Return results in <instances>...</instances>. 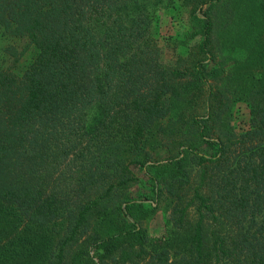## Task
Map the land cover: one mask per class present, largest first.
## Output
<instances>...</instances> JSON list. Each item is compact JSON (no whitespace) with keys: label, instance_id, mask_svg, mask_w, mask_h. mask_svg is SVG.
<instances>
[{"label":"trees","instance_id":"1","mask_svg":"<svg viewBox=\"0 0 264 264\" xmlns=\"http://www.w3.org/2000/svg\"><path fill=\"white\" fill-rule=\"evenodd\" d=\"M177 1L199 39L165 64ZM13 38L39 49L22 76ZM217 47L243 58L214 69ZM0 264H264V0H0Z\"/></svg>","mask_w":264,"mask_h":264},{"label":"rangeland","instance_id":"2","mask_svg":"<svg viewBox=\"0 0 264 264\" xmlns=\"http://www.w3.org/2000/svg\"><path fill=\"white\" fill-rule=\"evenodd\" d=\"M178 8L173 10L167 9L162 15L160 28L158 29L159 35H162L161 46L163 50V62L165 64H174L177 59H187L190 52L194 49L198 39H191L190 34L196 31L198 23L192 18V7L189 4H183V1H177ZM249 8V6H248ZM201 18H204L200 14ZM237 30L238 26H234ZM231 43L232 35L226 36ZM229 41V42H230ZM21 53L18 57V62L15 66V73L22 76L30 66L36 61L39 55V49L32 44L27 38H13L11 40ZM235 44V43H234ZM244 52L235 47L220 48L214 50V69L222 68L225 71L237 60L243 58ZM250 120L249 110L247 105L239 102L235 106L234 122L237 127L244 128ZM165 154H161L160 158H165ZM139 177L145 178L142 172H138ZM146 180V179H145ZM138 183L130 187V191L135 193L136 200H143L145 198L144 189L141 190ZM150 200L145 203V210L138 212V223L143 227L150 239L151 244L159 245L164 237L170 234L173 230L171 220V208L168 202L161 200L159 205L153 202L152 196ZM131 220V224H133ZM100 254L107 255L105 251L94 252L96 262H99Z\"/></svg>","mask_w":264,"mask_h":264}]
</instances>
